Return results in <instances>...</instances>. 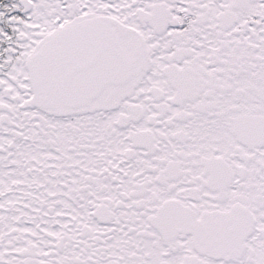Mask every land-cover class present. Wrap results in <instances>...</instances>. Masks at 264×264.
<instances>
[{
    "label": "snow or ice",
    "instance_id": "snow-or-ice-1",
    "mask_svg": "<svg viewBox=\"0 0 264 264\" xmlns=\"http://www.w3.org/2000/svg\"><path fill=\"white\" fill-rule=\"evenodd\" d=\"M0 264H264V0H0Z\"/></svg>",
    "mask_w": 264,
    "mask_h": 264
}]
</instances>
